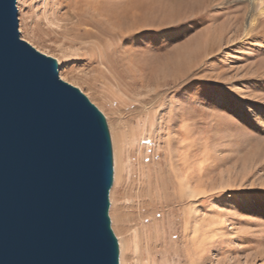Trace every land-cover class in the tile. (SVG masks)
I'll return each instance as SVG.
<instances>
[{
    "label": "rangeland",
    "instance_id": "1",
    "mask_svg": "<svg viewBox=\"0 0 264 264\" xmlns=\"http://www.w3.org/2000/svg\"><path fill=\"white\" fill-rule=\"evenodd\" d=\"M65 1L17 0L20 38L57 60L60 79L108 125L142 140L124 149L126 170L110 191L125 264H264V23L245 38L249 5L237 0H68L74 15L76 4L98 11L58 27ZM177 142L190 157L174 174ZM187 173L195 193L175 200L174 180ZM142 188L155 200L147 209Z\"/></svg>",
    "mask_w": 264,
    "mask_h": 264
},
{
    "label": "water",
    "instance_id": "2",
    "mask_svg": "<svg viewBox=\"0 0 264 264\" xmlns=\"http://www.w3.org/2000/svg\"><path fill=\"white\" fill-rule=\"evenodd\" d=\"M0 0V264H120L105 116Z\"/></svg>",
    "mask_w": 264,
    "mask_h": 264
},
{
    "label": "bare ground",
    "instance_id": "3",
    "mask_svg": "<svg viewBox=\"0 0 264 264\" xmlns=\"http://www.w3.org/2000/svg\"><path fill=\"white\" fill-rule=\"evenodd\" d=\"M19 2H21V0H18ZM68 1V0H66ZM64 2L65 3V8H64V11H63V18L62 17H58V16H54V20L52 19V22L54 25H57L58 27H60V23L63 22V21H72L74 18H77V16L79 15V13H83L85 12L87 9L89 11V13H94L96 14V12L98 11L96 9L95 6H90L89 4H87L86 6H83V7H78L77 4L75 5L74 7V11L76 12V14L74 15L72 13V11L69 9L70 6L68 4V2ZM220 1V0H219ZM232 1V0H231ZM237 1H245L248 3L249 5V16L246 20V23H245V38L246 37H250L251 34L256 30H258L257 28H259V26L264 23V0H237ZM59 2V1H58ZM61 2L63 3V0H61ZM60 2V3H61ZM57 3V1H56ZM237 4V3H236ZM20 5V4H19ZM19 7V6H18ZM20 8V7H19ZM72 9V8H71ZM83 9V11L81 10ZM18 10V9H17ZM63 10V9H62ZM61 11V10H59ZM81 11V12H80ZM62 12V11H61ZM61 14V13H60ZM90 14V15H91ZM92 16V15H91ZM246 16V15H245ZM135 18V16H134ZM238 18V17H237ZM244 18V17H243ZM25 19H21L22 20V32L23 34L24 33V23H25ZM79 20V19H78ZM237 20V19H236ZM135 21V19H134ZM74 23V22H73ZM80 21L76 22L73 26V31L75 32H79L77 30V28H81L80 27ZM82 24V23H81ZM63 27V26H62ZM261 27V26H260ZM65 28V27H64ZM264 30V29H263ZM261 32V31H260ZM264 32V31H263ZM254 34V33H253ZM89 35V34H87ZM83 39V38H82ZM72 41H78L79 42V37H74V39ZM82 42V41H81ZM67 43V42H66ZM66 43H63L66 44ZM70 43V42H69ZM72 43V42H71ZM73 44V43H72ZM74 45V44H73ZM84 47V46H83ZM63 48V47H62ZM65 48H63L64 50ZM81 49V48H80ZM79 49V50H80ZM68 49H66L65 52H68V53H72V52H69L67 51ZM70 50V49H69ZM72 50V49H71ZM88 51V50H86ZM95 51V50H94ZM90 52V51H88ZM66 54V53H65ZM81 55V53H79ZM86 54V53H85ZM71 56H73L72 54H69ZM77 56V55H76ZM116 56V55H115ZM67 57V56H66ZM78 57V56H77ZM70 58V56H69ZM72 58V57H71ZM102 59V58H101ZM73 60V59H72ZM119 60V59H118ZM105 61V60H104ZM72 62V61H71ZM63 58H60L59 59V65L60 67L63 66ZM107 65V64H106ZM63 71V70H62ZM62 77V76H61ZM64 79V76L62 77ZM65 80V79H64ZM90 94V93H89ZM107 97V96H106ZM91 99V98H90ZM96 102V101H95ZM100 106V105H99ZM255 109V113L258 114V116H260L262 113H263V105L261 103H259L257 105V107L254 108ZM106 115V114H105ZM168 116H171L172 117V120L173 121H177L179 118L177 117L176 113L174 112H170V115ZM259 120H262L261 117L258 118ZM110 125V128H109V131H110V135H111V139H112V147H113V159H114V187L118 185V183L121 181L123 175H124V172L126 170V164L123 160V152H124V149L127 147L128 150L132 153L133 150L135 149V147L137 146V143H138V146L140 145V140L139 138H136L134 133H133V128L126 134H122L119 132V129L116 127V126H111ZM108 125V127H109ZM115 127L117 129H115ZM186 130L190 131V127L189 125H187V128ZM180 131V130H179ZM182 145L183 144H180L177 142L176 145L173 143L172 144V147H173V154L175 155V158L176 160H173L172 162V167H171V172H173L174 174H176L178 172V170L180 169V161L181 160H186L189 159L190 157V147H183V151L184 153L182 154L181 152V149H182ZM176 149V151H175ZM184 156V157H182ZM167 163V162H166ZM170 163V162H169ZM190 173H187L184 178H179L177 176V179L174 180V185L177 186L179 188V193H176L174 191V194H173V197L175 200H180V196H183L185 197L187 200H190L192 198V195H194L195 193V190L192 188V186L190 185ZM149 176H143L142 179H145ZM188 182V183H187ZM138 198L141 200V208L143 209H147V204L150 203V202H154V198L149 194L148 190L146 188H142L141 191H139V194H138ZM163 197V194L160 193L157 195V198H161ZM171 198V197H170ZM170 200V199H169ZM163 201H161L160 203H162ZM156 225V224H155ZM156 228H157V225H156ZM190 229V222L187 223V230ZM162 230V229H161ZM135 234V241L137 240L138 236H139V233H137V231L134 233ZM155 235H158L160 236V232L157 230L155 232ZM166 235V230H165V226L163 225V230H162V237H164ZM126 239H127V236H126ZM194 238L193 236H191L189 233H187V236H186V240L187 241H192ZM161 240V239H159ZM138 242V241H137ZM136 243V242H135ZM120 244V254H121V257H120V264H125V261H124V256L123 254L129 250V246H126V242L123 240V238L121 239V243L119 242ZM137 244L139 243H136V247H137ZM126 246V247H125ZM151 248L152 247H149L148 246V253H149V258H151ZM155 248V247H154ZM153 249V248H152ZM154 250V249H153ZM155 255V254H154ZM147 263V262H146ZM153 264V263H152Z\"/></svg>",
    "mask_w": 264,
    "mask_h": 264
}]
</instances>
